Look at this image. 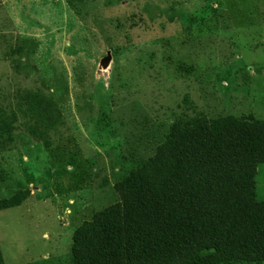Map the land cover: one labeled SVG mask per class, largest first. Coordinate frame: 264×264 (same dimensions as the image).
<instances>
[{"label":"rangeland","instance_id":"1","mask_svg":"<svg viewBox=\"0 0 264 264\" xmlns=\"http://www.w3.org/2000/svg\"><path fill=\"white\" fill-rule=\"evenodd\" d=\"M199 116L264 119V0H0V199L26 193L5 264H74V231Z\"/></svg>","mask_w":264,"mask_h":264},{"label":"trees","instance_id":"2","mask_svg":"<svg viewBox=\"0 0 264 264\" xmlns=\"http://www.w3.org/2000/svg\"><path fill=\"white\" fill-rule=\"evenodd\" d=\"M9 130L1 117L0 137ZM263 163L264 119L175 122L155 155L115 184L120 200L74 231L73 263H263L264 200L256 179ZM25 195L0 199V210Z\"/></svg>","mask_w":264,"mask_h":264}]
</instances>
